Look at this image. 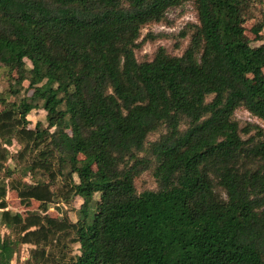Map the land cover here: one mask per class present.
Here are the masks:
<instances>
[{
    "label": "trees",
    "instance_id": "obj_1",
    "mask_svg": "<svg viewBox=\"0 0 264 264\" xmlns=\"http://www.w3.org/2000/svg\"><path fill=\"white\" fill-rule=\"evenodd\" d=\"M188 2L198 21L175 36L180 52L140 60L154 38L143 29ZM263 11L264 0H0V264L24 244L34 264H264V126L236 115L264 122ZM35 109L47 114L32 128ZM145 171L156 186L139 191ZM9 192L39 209L11 210ZM78 196L76 221L50 215Z\"/></svg>",
    "mask_w": 264,
    "mask_h": 264
},
{
    "label": "rangeland",
    "instance_id": "obj_2",
    "mask_svg": "<svg viewBox=\"0 0 264 264\" xmlns=\"http://www.w3.org/2000/svg\"><path fill=\"white\" fill-rule=\"evenodd\" d=\"M264 12V11H263ZM168 19L169 23H153L150 25H147L143 29V36L141 39L146 37L149 33L154 34V38H147L144 42L143 46L136 51L137 57L142 59L151 58L154 51L159 45H164L168 48L169 51L174 53H179L180 51L177 50L175 47L176 43H181L182 45L186 43V41L175 37L179 34V32L190 22H197V12L194 7V4L192 2H188L183 4L180 7H174L170 8L168 10ZM255 18L249 19L245 23V27L248 31V34L250 36H253L249 32L250 28L255 24ZM165 36H162L164 35ZM25 87L27 88L29 86V82H25ZM8 84L5 80L1 81V88L7 87ZM33 91L30 90L27 93L31 94ZM11 100H15V97H12ZM2 105L0 104V110L2 109ZM46 111L44 109H35L33 110L28 118L31 121L30 127H35L36 123L38 121H45L46 117ZM237 118L241 121H250V122H256L260 125L264 126V122L253 115H251L247 110L241 108L236 113ZM153 138V137H152ZM12 153H15L19 149V144L17 142H14L12 146L9 147ZM10 164H12V161H9ZM136 186L139 191L146 189V188H154L156 186V182L154 181L152 175L145 171L143 174H141L136 179ZM8 202H9V208L13 211H18L23 214L26 213L27 210H38L39 209V202L33 201L30 205L26 206L25 204L21 203L20 200L16 197L15 193L9 192L7 195ZM83 203V199L79 196L75 198L72 204L69 203H58V208L56 205H50V215L54 217H60L62 215H68L73 221H76L78 216L76 214L77 209L81 207ZM6 228H2V234L7 233ZM36 248L34 245L24 244L21 246L20 251L14 256L13 264H34L33 257H32V250ZM42 250H45L47 253H53V256H57V254L60 252L57 247H54L53 245H50L48 247L42 246ZM71 252L69 254H79V245L73 244L71 245ZM55 254V255H54ZM44 264H56L53 262L52 259H49L47 261H43Z\"/></svg>",
    "mask_w": 264,
    "mask_h": 264
}]
</instances>
